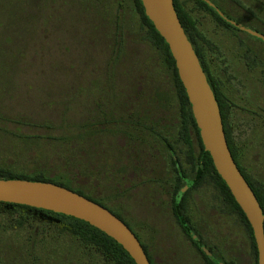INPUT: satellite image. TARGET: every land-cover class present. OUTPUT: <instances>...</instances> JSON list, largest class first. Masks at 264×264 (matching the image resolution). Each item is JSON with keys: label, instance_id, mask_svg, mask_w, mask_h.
I'll return each mask as SVG.
<instances>
[{"label": "trees", "instance_id": "obj_1", "mask_svg": "<svg viewBox=\"0 0 264 264\" xmlns=\"http://www.w3.org/2000/svg\"><path fill=\"white\" fill-rule=\"evenodd\" d=\"M173 1L181 24L200 59L219 103L224 125V106L217 95V89L214 88L209 79L208 65L204 58L205 55L202 51L201 42L208 45L210 49H214L215 45L204 38L197 30L195 20L190 14L189 3L196 2L201 9L211 13L225 29L232 32L237 31L240 35H244L247 38L250 37V41H263L254 38L248 31L228 22L206 1ZM210 1L220 12L230 17L229 13L219 3H215L214 0ZM227 1H229L228 4L232 7L246 8L238 0ZM100 2V0H6V15H8V18H16L20 36L23 37V49L32 44L35 35L38 34V30L42 29V26L44 29L45 22L49 24L50 18L53 19L52 22L57 19L56 17H52V15H54L55 9L59 8L60 11L62 10L60 14L65 15L66 21L61 22L59 20L56 26H60L61 28L71 26L72 29H79L81 33L83 31L80 34L81 37H86V40L84 39L83 41L84 45L91 46V49L96 44V37L99 36L102 42L101 46L103 47L102 54L103 56L106 54L107 58L101 70L102 75L99 76L100 78L96 80V83L94 82L90 86L93 89L96 88L98 93L97 97L90 98L93 99L90 109L92 117L90 119H79L73 123L68 119V111L67 114H61L60 122L52 120L37 122V120H34L38 125V128L35 127L34 129L41 128V130H45L46 135L41 138L45 142L43 145L35 143V145L31 146L29 144L26 149H22L18 153L28 156L30 160L38 165V168L31 173H17L6 168L5 164L2 163L0 164V179L8 180L15 178L55 183L104 206L96 195L89 193L86 184V182L89 185L96 183L95 175L98 166L96 159L98 155L97 140L100 139V131L104 130V133L110 134L112 129H117L118 131L122 130L125 134L129 133L131 136L133 133L135 137L138 136L136 134H139L137 138L140 139L144 138L141 134L145 133L149 134L145 135L147 136L146 138L151 137L153 141L162 139L166 143H169V140L174 136V129L177 128V132L182 137L185 150L188 146L192 147L191 143L195 142V160L200 163V186L204 182H212L214 186L224 189L230 198L231 204L242 214L248 227L249 238L252 240V261L253 264H258V249L252 226L229 187L218 174L210 153L205 152L204 154L205 146L201 138L200 129L169 46L155 29L152 21L146 17L140 0H132L141 16L145 29V41L157 52L158 69L163 75L162 78L156 81L152 80V84L155 85V87H152L150 86L151 83L146 81L148 79L147 71H136L132 64L129 65L132 70L130 71L127 68L128 66H125L124 55H122L124 48L122 44L123 34L117 20L116 22L113 20L110 14L100 6ZM75 19L80 21L79 24L67 23V21H74ZM244 21L239 17L234 20L237 24L247 26ZM12 27H14V24L11 21L6 23V30L8 31L2 41H6V46H10L14 42V38L10 32ZM241 43L242 45L246 44L243 40H241ZM123 68L124 71H122ZM79 89L78 93L86 90ZM167 91H170L171 95L168 93L171 97L170 99H168ZM72 101L73 104L77 102L75 98H72L71 101L65 102L63 106L70 107L69 104H72ZM77 115L80 114L76 113L75 116ZM31 121L30 119L25 120V122ZM103 126L104 128H102ZM224 130L227 139L225 126ZM227 142L230 148L228 139ZM185 153L190 155V151L188 153L186 150ZM252 189L254 190V188ZM0 216L7 218L6 225L4 226L6 230H21L33 228L36 225L53 227L60 235L69 237L70 240L79 246L97 251L109 263L137 264L128 251L115 239L81 219L46 209L1 201ZM34 235L29 245L30 250L26 247L6 248L7 252L11 254L12 261L9 264H83L76 262L72 257L70 259L66 257L64 260H56L55 262L49 259H41L34 250L36 244ZM143 247L151 264L165 263L163 250L151 256L146 246L143 245Z\"/></svg>", "mask_w": 264, "mask_h": 264}, {"label": "rangeland", "instance_id": "obj_2", "mask_svg": "<svg viewBox=\"0 0 264 264\" xmlns=\"http://www.w3.org/2000/svg\"><path fill=\"white\" fill-rule=\"evenodd\" d=\"M100 1V6L115 22L117 20L123 34L122 55H124L125 66H128L130 71H132L129 67L131 64L136 71H147L146 81L151 83L150 86L155 87L152 80L156 81L163 77L158 69L157 52L145 41V29L132 0ZM238 1L245 4L247 9L264 21V0ZM221 3V7L234 17L237 16L254 25L259 24L257 17L245 14L244 9L230 6L227 0ZM189 8L199 33L215 45V49L207 50L201 42L206 63L212 67L217 76H223L224 64L225 67L227 65L230 72L237 77H242L244 83L240 84L242 93L253 90L259 73L246 70L239 53L241 40L248 45H253L252 41L237 31L225 29L211 13L201 9L196 2L189 3ZM61 11L56 8L52 17L57 19L52 22L53 19L50 18L49 24L45 22L44 29L42 26V29L38 30L32 44L23 49V37L20 36L17 20L15 17L8 18L6 0H0V164H5L6 168L17 173H31L38 168V165L28 156L18 153L26 149L29 144L43 145L45 142L41 138L46 135V132L41 128L34 129L38 126L34 120L60 122L61 114H67L68 111L70 122L75 123L87 117L90 119L92 115L89 112L93 102L90 98L98 96L97 89L90 86L100 78L101 70L106 63L107 55L102 54L100 37H96V44L92 49L91 46L84 45L83 41L86 37H81L83 31L81 33L79 29H72L71 26L62 28L56 26L59 20L66 21L65 15L60 14ZM9 21L14 24L10 30L14 42L6 46V41H2L7 35L6 23ZM79 22L76 19L67 21L69 24H79ZM214 59L216 60L213 63ZM240 87L238 84L236 89ZM79 88L86 90L78 93ZM168 93L170 94V91H167L168 99H170ZM72 98L77 100L75 104L72 101V104H69L70 107L63 106ZM85 109L88 110L85 111ZM76 113L80 115L75 116ZM28 119L32 121L25 122ZM139 215L144 220L148 212H139ZM6 222L7 218L0 216V264H9L12 261L11 254L6 248L26 247L30 250L29 245L33 234L36 237H34L36 239L34 250L43 260L49 259L55 262L72 257L76 262L83 264H112L105 261L97 251L85 249L69 237L60 235L53 227L36 225L34 229L6 230L4 228ZM156 227L153 228L152 236L155 239L152 240L145 239L148 227L144 226L142 230L144 233L142 240L150 247L153 254L163 249L161 239L163 236L182 235L176 228L168 227L165 228L166 231H163L161 227ZM175 240L177 239L173 242ZM252 260L253 257L249 256L247 264H253ZM182 261H186L185 264L193 263L191 258L189 260L181 258L179 263Z\"/></svg>", "mask_w": 264, "mask_h": 264}, {"label": "flooded vegetation", "instance_id": "obj_3", "mask_svg": "<svg viewBox=\"0 0 264 264\" xmlns=\"http://www.w3.org/2000/svg\"><path fill=\"white\" fill-rule=\"evenodd\" d=\"M244 10L245 14L256 16L250 9ZM229 16L232 21L237 18ZM259 20L257 25L244 21L247 24L244 27L264 34V21ZM252 43L239 47L246 70L259 73L255 88L249 92H241L242 77L230 72L227 65L224 64L223 76H217L207 65L211 84L224 106V126L231 153L254 188L264 212V41ZM204 45L205 49L213 50ZM238 84L240 89H236ZM174 130L169 143L162 139L153 141L145 133L140 139L139 134L135 137L122 130L112 129L110 134L101 130L97 140L96 183L86 182L87 190L129 226L151 256L150 247L142 240L144 226L148 227L145 239L149 240L155 239L152 236L155 226L163 231L176 228L182 233L178 237L161 238L164 264L187 263H179L181 258L193 259L192 264H247L253 249L242 214L231 204L224 189L212 182L200 186L195 142L187 147L188 155L177 128ZM139 212H148V216L143 220ZM174 239L177 240L173 242Z\"/></svg>", "mask_w": 264, "mask_h": 264}, {"label": "water", "instance_id": "obj_4", "mask_svg": "<svg viewBox=\"0 0 264 264\" xmlns=\"http://www.w3.org/2000/svg\"><path fill=\"white\" fill-rule=\"evenodd\" d=\"M221 17L264 41L260 34L230 20L210 1ZM146 17L169 46L180 79L186 89L200 129L205 151L209 152L218 174L246 214L258 249V264H264V213L228 146L222 114L200 59L189 40L173 0H140ZM0 201L46 209L81 219L107 233L122 245L137 264H151L147 253L128 225L104 206L64 186L11 178L0 179Z\"/></svg>", "mask_w": 264, "mask_h": 264}]
</instances>
